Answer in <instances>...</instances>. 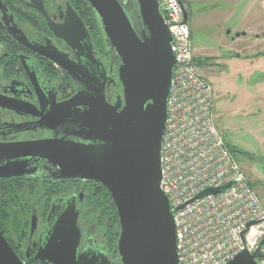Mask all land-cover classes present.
Listing matches in <instances>:
<instances>
[{
    "label": "water",
    "instance_id": "1",
    "mask_svg": "<svg viewBox=\"0 0 264 264\" xmlns=\"http://www.w3.org/2000/svg\"><path fill=\"white\" fill-rule=\"evenodd\" d=\"M87 1L106 35L110 58L123 85L124 104L121 95L115 105L107 102L106 84L100 82L99 72L76 66L62 55L45 53L67 71L77 92L40 113V125L53 131L49 137L0 143V178L45 171L47 179L99 182L117 208L121 264H181L174 215L161 189V144L177 63L168 24L157 0ZM73 16L82 32L80 37L55 32L75 48L86 46L84 57L101 65L93 58L83 20L75 12ZM185 18H189L187 10ZM43 160L45 164H41ZM230 185L205 189L197 197L217 194ZM59 201L64 206L53 204L34 258L41 264H113L107 251L80 249L82 230L76 196L56 198L53 203ZM256 223L250 222L247 228ZM36 226L33 209L32 233ZM256 257L257 252L244 249L225 264H259ZM29 262L0 229V264Z\"/></svg>",
    "mask_w": 264,
    "mask_h": 264
},
{
    "label": "built area",
    "instance_id": "2",
    "mask_svg": "<svg viewBox=\"0 0 264 264\" xmlns=\"http://www.w3.org/2000/svg\"><path fill=\"white\" fill-rule=\"evenodd\" d=\"M157 2L177 60L161 144V189L174 215L180 263L225 264L247 249L264 264V204L215 123L212 85L194 59L187 0ZM230 182L217 194L197 197Z\"/></svg>",
    "mask_w": 264,
    "mask_h": 264
},
{
    "label": "flooded vegetation",
    "instance_id": "3",
    "mask_svg": "<svg viewBox=\"0 0 264 264\" xmlns=\"http://www.w3.org/2000/svg\"><path fill=\"white\" fill-rule=\"evenodd\" d=\"M88 7L91 5L87 0H0V103H2L0 104V143L32 141L49 137L53 131L40 125L39 121L42 117L40 113H45L53 103L63 102L77 92L76 84L67 71L45 53L62 55L76 66L84 65L92 71L99 72L100 82L106 84L107 102L115 105L121 95L124 104L123 85L116 65L110 58L106 35L100 23L97 33L94 34L89 22L92 12ZM74 12L83 20L89 32L93 58L99 60L101 65H96L91 59L84 57L83 53H87L86 46L75 48L55 32L54 29L70 38H74L75 35L80 37L82 32L79 31V25L73 16ZM83 44L87 45V41H83ZM45 163L44 160L41 162V164ZM243 171L263 203L260 191L263 186L258 180L251 181L244 169ZM44 173L45 171L19 177L0 178V180L28 178L54 182L66 181L44 178ZM80 191L58 196L55 199L75 195L80 212L79 205L83 200H79ZM53 204L59 207L64 206L63 201L54 203L52 201L47 209L46 219L43 221L38 216L37 204L33 202L30 217L33 209L37 215V226L34 232H31L30 219L29 234H23L11 240L15 251L23 255L25 262L30 261L29 264H41L34 256L40 243L43 242L42 238L48 224L47 218ZM80 218L79 215L81 227ZM41 224H44L42 228L39 226ZM96 229L97 226L92 224L84 237L81 227L80 249L107 251L113 264H121L118 249L113 253L104 242H98Z\"/></svg>",
    "mask_w": 264,
    "mask_h": 264
},
{
    "label": "rangeland",
    "instance_id": "4",
    "mask_svg": "<svg viewBox=\"0 0 264 264\" xmlns=\"http://www.w3.org/2000/svg\"><path fill=\"white\" fill-rule=\"evenodd\" d=\"M192 12L193 14L202 12L201 3L193 5ZM248 18L252 21L253 14L249 15ZM235 20L236 18H233L227 24L222 21L220 23H199L196 26L193 25L194 59L199 72L212 85L215 123L229 145L237 150V160L251 181L255 182L258 180L263 186L260 191L261 199H263L264 203V108L257 103L251 105L241 103L243 99L241 91L246 95L247 99L251 100V94L263 95L264 88L261 87L263 85L260 83V86L258 84L252 86L250 81L241 80V75L244 74L245 77L246 71L242 69L241 64H238L239 61L242 63L245 61L240 45H234L232 42H229V45H225L217 37L219 32V35L224 34V32H221L224 27L227 26L226 31L233 29L235 26L232 24H234ZM235 35L236 33H231L230 41ZM244 43L245 45L247 44V47L250 45L246 40L243 41V45ZM247 51L251 52V49ZM239 53L242 54V57H238ZM255 56L260 58V65L254 68L253 77L261 76L259 82H262L264 80V40L260 41V51ZM238 59L239 61H237ZM231 79H233L234 83L239 84L238 90L233 93L230 91L233 87H224L225 80L230 81ZM45 207L41 203L37 206L38 216L43 221H45L47 213ZM85 211L86 209H84ZM30 214L31 208L27 216V235L30 231ZM92 224V220L82 218L81 227L84 237H86V232ZM43 225L39 226L42 228ZM95 233L98 237V242H106L102 229L97 228ZM114 251L115 249H112L113 253Z\"/></svg>",
    "mask_w": 264,
    "mask_h": 264
},
{
    "label": "trees",
    "instance_id": "5",
    "mask_svg": "<svg viewBox=\"0 0 264 264\" xmlns=\"http://www.w3.org/2000/svg\"><path fill=\"white\" fill-rule=\"evenodd\" d=\"M88 9L92 12L89 16V22L94 34H96L99 22L92 7H88ZM227 144L236 156L237 150L231 147L228 142ZM82 187H84V198L79 205L80 219L92 220L93 225L103 230L106 246L111 251L112 249L116 250L120 233L117 208L109 191L96 181L66 180L54 182L28 178L1 179L0 229L13 246L11 240L14 237L27 234V216L33 202L37 206L39 203L43 204L47 210L55 197L80 191ZM84 209H86L85 212ZM13 247L15 249V246Z\"/></svg>",
    "mask_w": 264,
    "mask_h": 264
},
{
    "label": "crops",
    "instance_id": "6",
    "mask_svg": "<svg viewBox=\"0 0 264 264\" xmlns=\"http://www.w3.org/2000/svg\"><path fill=\"white\" fill-rule=\"evenodd\" d=\"M196 3H201L202 12L193 14L192 6ZM187 7L191 31L193 25L196 26V24L199 23H220L225 21V24H227V22L229 23L233 18H236L234 24H232L235 27L229 29L228 31L230 32L226 31L227 26L224 27L221 30L224 34L219 35V32L217 37L222 40L225 45H229V42H232L234 45H240L245 61H243V63L239 61V59L237 61H239V65L241 64L242 69L246 71V76L244 77V74L241 75V80L245 79L248 82L250 81L252 86L257 84L260 86V84H262L263 86L261 87L264 88V80L259 82L261 76L253 77L254 68L260 65V58L255 55L260 51V41L264 40V0H187ZM252 14L253 20L250 21L248 17ZM232 32L236 33V35L232 41H230L229 38ZM237 33L240 34L237 35ZM244 40L249 42L250 45H248V47L245 43L243 45ZM249 49H251V52L247 51ZM238 57H242V54L239 53ZM238 86L239 84L234 83L233 79L230 81L225 80L224 87H233L234 90H230L232 93L238 90ZM241 94L243 95L241 103L244 105L257 103L260 107L264 108V94L261 96L251 94V100L247 99L242 91Z\"/></svg>",
    "mask_w": 264,
    "mask_h": 264
}]
</instances>
